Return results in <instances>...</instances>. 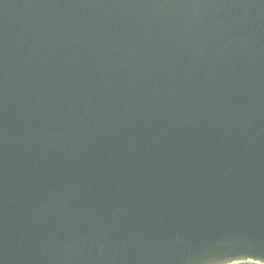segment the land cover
<instances>
[{
	"label": "water",
	"instance_id": "95a60500",
	"mask_svg": "<svg viewBox=\"0 0 264 264\" xmlns=\"http://www.w3.org/2000/svg\"><path fill=\"white\" fill-rule=\"evenodd\" d=\"M264 264V0H0V264Z\"/></svg>",
	"mask_w": 264,
	"mask_h": 264
},
{
	"label": "snow or ice",
	"instance_id": "6c2138e0",
	"mask_svg": "<svg viewBox=\"0 0 264 264\" xmlns=\"http://www.w3.org/2000/svg\"><path fill=\"white\" fill-rule=\"evenodd\" d=\"M238 259H240V258H238V257H233V258L231 259V264H236V261H237Z\"/></svg>",
	"mask_w": 264,
	"mask_h": 264
},
{
	"label": "rangeland",
	"instance_id": "374dc122",
	"mask_svg": "<svg viewBox=\"0 0 264 264\" xmlns=\"http://www.w3.org/2000/svg\"><path fill=\"white\" fill-rule=\"evenodd\" d=\"M244 264H254V263H244Z\"/></svg>",
	"mask_w": 264,
	"mask_h": 264
}]
</instances>
